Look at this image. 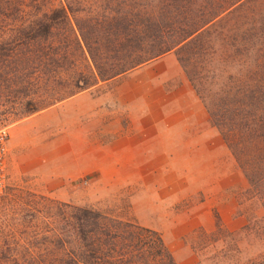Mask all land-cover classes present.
I'll return each mask as SVG.
<instances>
[{
    "label": "rangeland",
    "instance_id": "rangeland-1",
    "mask_svg": "<svg viewBox=\"0 0 264 264\" xmlns=\"http://www.w3.org/2000/svg\"><path fill=\"white\" fill-rule=\"evenodd\" d=\"M7 1L4 14L14 23L21 0ZM22 1L27 15L62 5L85 29L89 18L159 12L152 0ZM222 5L228 8L184 49L162 54L159 64L137 71L139 65L107 81L73 89V95L27 116L16 113L30 106L24 105L26 99L37 105L43 94L18 84L17 65L0 49V128L8 132V180L0 195V257L5 255V242L48 238L53 228L63 234L67 210L58 203H64L155 231L176 264H264V167L255 190L225 144L223 131L215 126L214 116L218 105H225L231 125H244L247 119L257 125L256 118L244 116L236 102L244 91L264 109V0H193L187 16L195 20L201 11L214 15ZM71 24L75 29L73 20ZM65 71L61 77L74 76V68ZM133 73L139 77L133 78ZM177 73L201 100L208 116L206 129L214 135L200 137L203 129L193 125H159L142 136L134 130L130 143L143 141L142 148L128 156L120 154L117 144L111 143L121 133L117 125L138 122V114L151 105L157 96L151 76H169L162 85L170 88ZM194 75L196 79L189 80ZM58 89L62 94L68 88ZM50 107L56 110L37 118ZM126 156H133L135 166L132 170L123 166L117 176L110 177L106 168L99 179L87 172L74 176L105 159L109 165V159L124 161ZM28 192L56 203L30 207Z\"/></svg>",
    "mask_w": 264,
    "mask_h": 264
},
{
    "label": "trees",
    "instance_id": "trees-1",
    "mask_svg": "<svg viewBox=\"0 0 264 264\" xmlns=\"http://www.w3.org/2000/svg\"><path fill=\"white\" fill-rule=\"evenodd\" d=\"M192 2L152 0L151 6L159 9L158 13L89 18L85 19L88 26L85 29L79 21L71 19L62 5H50L27 15V4L22 0L18 2V18L12 23L4 14L8 1H0V49L6 51V59L17 65L18 84L43 94L37 105H32L34 100L26 99L24 105L30 106L20 109L16 116H27L73 95V89L107 81L171 50L184 49L205 25L228 8L222 5L214 15L201 11L194 20L187 16ZM180 16L182 19L177 20ZM69 68H74V76L61 77ZM192 78L196 76H190L189 80ZM61 87L68 89L59 94ZM241 95L242 99L236 101L241 113L255 117L257 125L249 119L244 125H231L225 105H218L215 126L223 131L225 144L256 190L258 173L264 167V109L257 107V99L246 91ZM27 195L30 207L45 204L53 207L56 203L34 192ZM58 206L67 210L63 234L53 228L48 238L26 243L5 242L6 252L0 257V264H176L155 231L93 208L64 203Z\"/></svg>",
    "mask_w": 264,
    "mask_h": 264
},
{
    "label": "crops",
    "instance_id": "crops-1",
    "mask_svg": "<svg viewBox=\"0 0 264 264\" xmlns=\"http://www.w3.org/2000/svg\"><path fill=\"white\" fill-rule=\"evenodd\" d=\"M162 55L154 60H151L140 67L137 71L146 70L152 65H157L160 63V60L164 58ZM135 71V72H137ZM133 78H138L139 73H133L131 75ZM169 76L164 74H159L151 76L149 83L153 88H156L157 96L152 98L150 101L151 105L143 109L138 114V122H130L125 125L119 124L117 127L121 130V133L115 136L111 143L117 144V150L120 154L124 153L125 155H131L136 147L143 146V141L137 143H130L132 137L134 136V130L139 134L144 133L149 128L158 127L159 125H193L195 128H201L204 132L199 134L200 137L205 133H211L214 135V132L211 128H207L208 116L203 106L201 100L194 93L193 89L189 82L185 79L182 73H177L176 80L170 88H163L162 82H167L170 79ZM155 84V85H154ZM70 100V99H68ZM65 108V107H63ZM56 110V107H50L43 112L37 114V118L49 114ZM36 117H29V120ZM26 122V121H25ZM24 123V122H23ZM21 123V124H23ZM26 124V123H25ZM18 127H15L13 133L17 131ZM198 137V135H197ZM205 144H208L207 142ZM102 149V147H101ZM143 152H140L141 155ZM120 156V155H119ZM117 156V157H119ZM125 158L124 161H121V158L105 159L97 165L92 166L89 170H79L74 176H80L82 174H90L96 176V178H102L105 174V168L109 169V176H117L118 172L121 171L123 166L128 167L132 170L135 166V161L133 156ZM137 163V162H136ZM142 163V162H141ZM138 166V163L136 164ZM130 171V170H129ZM131 172V171H130ZM54 194L57 196L60 194L57 190L54 191Z\"/></svg>",
    "mask_w": 264,
    "mask_h": 264
},
{
    "label": "built area",
    "instance_id": "built-area-1",
    "mask_svg": "<svg viewBox=\"0 0 264 264\" xmlns=\"http://www.w3.org/2000/svg\"><path fill=\"white\" fill-rule=\"evenodd\" d=\"M8 132L0 128V195L4 192L8 180Z\"/></svg>",
    "mask_w": 264,
    "mask_h": 264
}]
</instances>
